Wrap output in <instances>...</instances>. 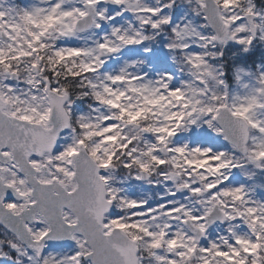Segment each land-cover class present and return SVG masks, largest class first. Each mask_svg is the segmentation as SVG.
<instances>
[{
    "label": "snow or ice",
    "instance_id": "6c2138e0",
    "mask_svg": "<svg viewBox=\"0 0 264 264\" xmlns=\"http://www.w3.org/2000/svg\"><path fill=\"white\" fill-rule=\"evenodd\" d=\"M0 264H264V0H0Z\"/></svg>",
    "mask_w": 264,
    "mask_h": 264
}]
</instances>
